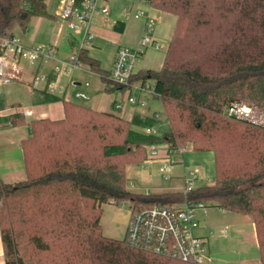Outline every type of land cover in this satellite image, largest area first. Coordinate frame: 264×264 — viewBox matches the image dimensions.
<instances>
[{
    "label": "trees",
    "instance_id": "1",
    "mask_svg": "<svg viewBox=\"0 0 264 264\" xmlns=\"http://www.w3.org/2000/svg\"><path fill=\"white\" fill-rule=\"evenodd\" d=\"M150 2L177 19L162 68L135 77L155 79L169 129L148 134L144 129L160 122L155 116L135 114L128 120L41 91L44 103L63 101L65 115L31 119V135L22 142L26 179L0 180L6 264H199L103 234L105 203L129 200L140 208L183 200V192L143 194L127 188V165L148 159L153 143L171 148L191 144L194 151L214 153L215 182L196 188L190 199L251 216L264 264V127L226 113L233 101L264 108V0ZM35 16H50L45 0H0V37L16 27L26 29ZM218 16L228 28L214 38L207 30ZM194 32L199 37L191 54L184 37ZM79 57L101 75L108 91L115 90L108 85L109 73L88 50ZM10 119L12 125L25 123L21 114ZM28 224H34L33 233L25 228ZM25 241L40 252L39 261L27 260Z\"/></svg>",
    "mask_w": 264,
    "mask_h": 264
},
{
    "label": "built area",
    "instance_id": "2",
    "mask_svg": "<svg viewBox=\"0 0 264 264\" xmlns=\"http://www.w3.org/2000/svg\"><path fill=\"white\" fill-rule=\"evenodd\" d=\"M139 4L147 7V11L142 8L132 10L131 6H127L125 9L126 15L133 13L135 18L144 19L139 41L136 47H127L116 42V56L109 73L108 85L124 92L128 103L147 107L149 98L159 99L162 102L161 95L156 92V81L151 77L141 79L135 76L139 72L137 67L146 50L149 47L157 49L161 47L160 41L154 36L159 16L154 13L156 8L150 0H140ZM98 14L102 16L105 22L110 20L111 10L108 5H102L101 0H60L58 15L78 38L77 50L66 60L59 59L55 45L28 46L15 32L8 36H1L0 87L16 80H24L23 73L27 63L37 66L30 80L33 90L45 89L51 93L56 92L57 83L53 77L62 72L60 63L66 65V68L68 66L81 67L79 52L94 46L96 34L93 22ZM49 60L56 62L52 71H46L44 66L40 69V63L45 65ZM66 71L68 72V69ZM89 84V82H85L86 86ZM75 97L90 98L89 94L82 90L75 92ZM114 106L116 110H119L123 108V103L115 102ZM163 110L167 119L164 105ZM20 112L25 117L31 115L29 110ZM226 113L230 117L264 127V108L259 105L246 101H233L227 106ZM10 115V108L0 106V127L1 119ZM161 115L160 112L153 114L159 120L162 119ZM167 122L170 124L168 119ZM144 131L148 134H159V124L146 127ZM161 150L166 152L165 156H160ZM187 150V146L176 145L171 148L169 144L153 143L148 146V160L160 159L159 171L165 180H169L171 178L168 172L169 168L176 163L184 164L183 159L178 160L173 156L175 154L182 156ZM184 166L182 190L184 198L182 201L170 205L155 204L140 208H137L132 201H123V204L127 203L131 206L126 240L134 248L153 252L157 255L173 257L184 262L214 264L205 237L197 233L200 227L197 210L207 206L202 202H192L190 199L191 192L197 188L195 183L200 169L187 167L185 164ZM132 188H135L134 183H132ZM3 204L4 198L0 195V207ZM205 214L207 213L205 212Z\"/></svg>",
    "mask_w": 264,
    "mask_h": 264
},
{
    "label": "rangeland",
    "instance_id": "3",
    "mask_svg": "<svg viewBox=\"0 0 264 264\" xmlns=\"http://www.w3.org/2000/svg\"><path fill=\"white\" fill-rule=\"evenodd\" d=\"M57 1L58 0H46L48 12L53 15L57 9ZM139 1L140 0H137V2ZM109 5L119 16L122 15L123 20L127 22V30L120 38L114 33L113 19H111L110 22L100 20L95 24L94 30L96 38L94 40V45H98L93 46L90 51L93 56L102 61V67L105 69L111 68L112 58L115 54L114 41L118 38L120 42L124 43V46L136 47V41L139 38L140 28L143 24L142 18H135L133 13L130 15L125 14V9L127 7L126 0H110ZM135 8H142L147 11V7L140 4L139 6H135ZM154 13L159 16L154 36L160 41L161 47L158 49L149 47L143 55L142 64L146 63L147 66L153 69H159L163 63L169 42L172 38L177 18L175 15L159 9L154 10ZM53 15L35 16L26 29L16 27L15 33L20 36L24 43L32 44L34 41H36L35 43H39V45H48L50 42L53 43L63 22L60 17L58 18ZM214 25V27L207 30L208 34L214 38L221 34L220 31H222V28H228L225 19L220 18L219 16L216 18ZM205 32L203 35L201 32L202 37L205 36ZM198 37L199 35L195 32L187 34V36L184 37L189 41L186 43V46L188 45V48L186 49L187 53L192 54L193 49L197 46L196 41H198ZM124 39L129 42L124 41ZM128 44H132L133 46H129ZM59 45L60 58H64L72 53L73 47L70 45L67 38ZM179 50L180 52L181 50L183 51L182 45H180ZM48 65L52 67L56 65V62L54 60H49ZM60 65L62 67V72L59 73L56 80L57 92L61 90L60 87H67V84L70 83V80L73 77L80 79V81H85L87 77L91 82V89H94L99 85L101 86L103 83L98 74H86L83 69L84 67L75 68L74 66H68L67 69L69 71L67 72L66 65L63 63H60ZM206 65L209 68L213 66L212 62H209L208 60ZM27 67H29V65H27ZM29 75L30 72H26L25 77L23 78L24 80H16L0 87L2 98L11 111L19 110V107H21V109L28 108L31 110L33 107L40 105L38 103L39 93L31 87V76ZM70 89L72 88L70 87ZM73 98L86 105L92 104L89 98L78 100L76 97ZM153 107L157 108L162 114V123L167 126L168 122L164 115L162 102L159 99H156ZM36 115L37 114H32L31 117ZM24 129L28 132V129ZM1 142L3 145L1 147L3 150L1 153L4 159L14 160L15 163H17L16 166H18L19 170L25 175L22 146L18 138H16L12 131H9L5 133ZM187 147L188 150L184 153L187 167H198L200 169L197 179L198 181L195 183L196 186L212 184L215 181L214 153L212 151L196 152L192 149L191 144H188ZM173 157L179 159L180 155L175 154ZM144 162L147 164H144ZM144 162L127 165V188L129 190L136 192L135 189L132 188V183H136L137 190L145 191H151L154 189L153 187H170V185L178 186L177 182L169 184V181L163 178L158 165L150 166L149 161L145 160ZM16 166L14 168H17ZM5 169L8 170L10 168L6 166ZM12 169L13 168L10 170L12 171ZM2 171L3 168H0V174ZM182 171L183 169L180 165L170 167L168 170L170 176L173 174H179ZM205 212L207 214H205ZM197 215L200 220V227L198 228L197 233L200 236L205 237L214 264H261L252 217L236 212L222 211L218 206L198 208ZM130 216L131 206L127 203L123 204L122 201H112L103 204L100 221L103 234L108 238L124 240ZM25 228H28L27 230H31V233H33L32 230L35 227L34 224H28ZM25 244L26 249L24 253L27 260H33V262L39 261L40 252L33 244L26 243V241ZM47 255H49V258L51 254Z\"/></svg>",
    "mask_w": 264,
    "mask_h": 264
},
{
    "label": "crops",
    "instance_id": "4",
    "mask_svg": "<svg viewBox=\"0 0 264 264\" xmlns=\"http://www.w3.org/2000/svg\"><path fill=\"white\" fill-rule=\"evenodd\" d=\"M126 1H127V6H131L132 10H136L137 8H135V6H139V2H137V0H133V1L126 0ZM109 2H110V0H101V4L102 5H108L110 10H111L110 20L107 21V22H110L111 19H113L112 21H113L114 33H115L116 36L121 38V36H123L126 33L127 22L125 20H123L122 15L119 16L117 14V12L114 11L110 7ZM45 4H46V8L48 10V5H47L46 0H45ZM59 4H60V0L57 1V9H56L55 14L53 15L52 13H49L50 15H53V16L59 18V15H58ZM113 16H114V18H113ZM100 20L104 21L102 19V16L100 14H98L96 16L94 22H93V27H95V24L98 23ZM142 20H143V24H142V27L140 28L139 37H140L141 31H142V28H143V25H144V19L142 18ZM66 38L68 39L70 45L73 47V51L71 53V54H73L77 50L78 39L71 32V30L67 27L65 21H63L62 24H61L59 32L56 34V36L54 38L55 39L54 42L53 43L50 42V44L55 45L57 47L58 57H59V48H60L59 44H61L63 42V40H65ZM138 39L136 41L137 43H138ZM124 41L129 42L128 40H125V39H124ZM35 42L36 41H34L32 44H28V43H25V44L28 45V46L39 45V43H35ZM116 42L124 44L123 42H120V40L118 38H117V40L114 41L115 54H114V56L112 58V64H111V68L110 69L103 68L102 67V61L99 58H97V57H95V56H93L91 54V51H90L91 48L88 49L89 55L92 56L93 58L97 59L100 62L101 68L103 70L107 71L108 73H110V71H111V69L113 67L114 61H115L116 49H117ZM97 45L95 44L94 46H97ZM125 45H127V44H125ZM128 45L129 46H133L132 44H128ZM70 55H68V56H66L64 58H60L59 57V59L66 60V59H68V57ZM165 56H166V54H165ZM142 59H143V57H142ZM142 59H141L140 63L138 64V67H137L138 71H143V70H147V69H153V68L147 66L146 63L142 64V61H143ZM164 60H165V57H164ZM164 60H163V63H162V65H161V67L159 69L162 68V66L164 64ZM147 62H148V60H147ZM27 65H29V67H27ZM43 66H44L46 71L51 72L55 65L50 67L48 65V62H46L45 65L43 63H40V69ZM81 67H84L83 69H84L86 74L96 73V72L92 71L90 66L88 64H86V63H82ZM75 68H78V67H75ZM36 69H37L36 65H31V64H27L26 63L25 64V71L23 73V78L25 77V73L26 72L27 73L30 72L29 76H31V79H32V74L35 72ZM159 69H154V70H159ZM66 70H67V68H66ZM96 74H98L99 77L101 78V75L99 73H96ZM58 76L53 77V79L57 80ZM85 82H89L90 83L89 86H86ZM102 82H103V80H102ZM70 87L72 89H70ZM43 90H45V89L37 90V92L40 93ZM80 90L85 91V92H87L89 94V96H90L89 99L91 100L92 104L86 105V104H83V103H81L79 101H76L73 98V97H75V92L80 91ZM54 94L59 95V96H63L67 100L75 101V102H77L79 104H83V105H85L87 107H90L92 109H95L97 111L115 113V114H117L119 116H122V117L128 119V120H131L135 114H140L142 116H153V114L155 112H159V110L157 108L153 107L154 103L156 102L155 98H149V105L147 107L136 106V105L128 103L127 98H126V94L124 92H122L120 90H116V89L113 90V91H108L106 89V85H105L104 82L102 83L101 86L99 85V86H96L94 89H91V82L87 79V77H86L85 81H80V79H77V78H74V77L71 78L70 83L67 84V87H64V88L61 87V90L59 92H57V91L54 92ZM78 99H80V98H77V100ZM0 100H3L4 106L7 107L6 102L2 98L1 92H0ZM115 102H122L123 103V108L119 109V110H116L115 106H114ZM38 103L40 105H38L36 107H33L31 110L28 109V108L21 109V107H19L20 108L19 110L11 111V115H13V114H21V115H23L20 111L29 110L31 112L30 116L25 117L23 115L25 117V123H22V124H19V125H12L11 124V119H10L11 115L3 117L1 119V127H0V168H3V171L0 174V180L3 181L4 183H16V182H19V181H22V180L26 179L25 168H24L25 175H23V173L19 170L18 166H16L17 163H15L14 160H8V159L5 160L3 155H2V153H1L3 151L2 148H1L3 146L1 140L4 137L5 133L9 132V131H12L15 134L16 138H18V140H19V142H20V144L22 146V142L31 135V129H30V126L28 124V122L31 119L50 118V119L55 120V119H61L65 115L63 101L44 103V102L41 101V93H40L39 94ZM32 114H37V115L34 116V117H31ZM162 121H163V118L159 122V134L164 133L170 127V125L167 122L166 123L168 125L166 126V125H164L162 123ZM24 128L28 129V132ZM22 152H23V148H22ZM196 152H198V151H196ZM165 154H166V152L164 150H161L160 156H165ZM174 158H176V157H174ZM181 159L184 160V164L187 166L185 158H184V154L182 156H180V158L178 160H181ZM146 161H149V160L146 159ZM214 161H215V158H214ZM144 164H147V163L144 162ZM149 164H150V166L151 165H158V168H160L161 161H160V159H157V160H154V161H149ZM184 164H182L181 162L174 164L172 167L180 165L182 167L183 171L181 173H179V174H173L171 176L170 180H168L169 184H171L172 182L173 183L177 182L178 186L170 185V187L169 186H167V187H153L154 188L153 190L145 191V190H137L136 189V183H135V188H134L135 191L138 192V193H143V194H147V193H161V192H182L183 186H184L183 176H184V173H185ZM6 166L8 168H10V169L13 168L12 171L10 169H8V170L5 169ZM15 166L17 168H14ZM201 186H204V185L203 184L202 185H197V188L201 187ZM221 210L222 211H226V210H223V209H221ZM253 222H254V220H253ZM254 226H255V224H254ZM255 234H256V231H255ZM256 239H257V236H256ZM257 242H258V239H257ZM258 247H259V243H258ZM0 264H6V260H5V256H4V244H3L2 233H1V225H0Z\"/></svg>",
    "mask_w": 264,
    "mask_h": 264
}]
</instances>
